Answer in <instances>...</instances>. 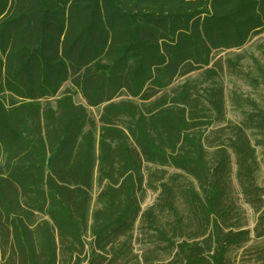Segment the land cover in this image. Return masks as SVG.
Segmentation results:
<instances>
[{"label": "trees", "instance_id": "16d2710c", "mask_svg": "<svg viewBox=\"0 0 264 264\" xmlns=\"http://www.w3.org/2000/svg\"><path fill=\"white\" fill-rule=\"evenodd\" d=\"M261 33L264 0H0V264H264L255 146L208 130Z\"/></svg>", "mask_w": 264, "mask_h": 264}, {"label": "rangeland", "instance_id": "374dc122", "mask_svg": "<svg viewBox=\"0 0 264 264\" xmlns=\"http://www.w3.org/2000/svg\"><path fill=\"white\" fill-rule=\"evenodd\" d=\"M230 51V50H228ZM244 51V58L234 70H226L216 79V84L221 85L224 95V116L216 120L209 128L214 129L231 121L240 125L255 146L260 169L257 175L258 182L264 187V125L260 126L257 111L264 110V33L252 36L241 48L231 49L237 53ZM226 51L218 52L217 56H224ZM196 72L192 73L195 76ZM69 84L67 82L65 85ZM76 101L83 102L78 94ZM97 115V108H91ZM97 187L94 186L93 194ZM155 198V193L147 191L142 207L149 205ZM250 223H253L254 214L248 209Z\"/></svg>", "mask_w": 264, "mask_h": 264}]
</instances>
